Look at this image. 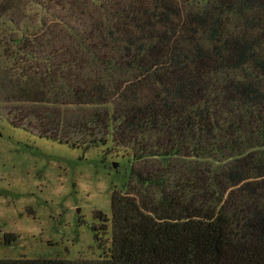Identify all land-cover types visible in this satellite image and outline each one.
<instances>
[{
    "label": "trees",
    "instance_id": "trees-1",
    "mask_svg": "<svg viewBox=\"0 0 264 264\" xmlns=\"http://www.w3.org/2000/svg\"><path fill=\"white\" fill-rule=\"evenodd\" d=\"M0 107L129 157L97 259L0 264H264V0H0Z\"/></svg>",
    "mask_w": 264,
    "mask_h": 264
},
{
    "label": "rangeland",
    "instance_id": "rangeland-1",
    "mask_svg": "<svg viewBox=\"0 0 264 264\" xmlns=\"http://www.w3.org/2000/svg\"><path fill=\"white\" fill-rule=\"evenodd\" d=\"M104 150L83 152L0 121V259L101 255L96 236L110 239L112 192L126 182L129 165L124 153L103 158ZM100 213L109 220L105 234ZM9 234L16 239L5 244Z\"/></svg>",
    "mask_w": 264,
    "mask_h": 264
},
{
    "label": "water",
    "instance_id": "water-1",
    "mask_svg": "<svg viewBox=\"0 0 264 264\" xmlns=\"http://www.w3.org/2000/svg\"><path fill=\"white\" fill-rule=\"evenodd\" d=\"M116 166H117L116 164L113 165V167H116Z\"/></svg>",
    "mask_w": 264,
    "mask_h": 264
}]
</instances>
